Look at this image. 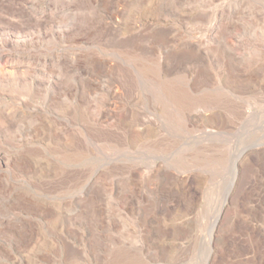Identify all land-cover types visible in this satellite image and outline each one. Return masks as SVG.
I'll use <instances>...</instances> for the list:
<instances>
[{
	"label": "rangeland",
	"instance_id": "obj_1",
	"mask_svg": "<svg viewBox=\"0 0 264 264\" xmlns=\"http://www.w3.org/2000/svg\"><path fill=\"white\" fill-rule=\"evenodd\" d=\"M0 264H264V0H0Z\"/></svg>",
	"mask_w": 264,
	"mask_h": 264
},
{
	"label": "bare ground",
	"instance_id": "obj_2",
	"mask_svg": "<svg viewBox=\"0 0 264 264\" xmlns=\"http://www.w3.org/2000/svg\"><path fill=\"white\" fill-rule=\"evenodd\" d=\"M192 53V52H191ZM185 54V53H184ZM181 57H184L185 55H183L182 53H181ZM187 56V55H186ZM187 57H190V56H187ZM228 201V197L226 198V202ZM226 204V203H225ZM226 211V208L225 207H223V209L221 210V212L219 213V216H218V218H217V220H216V222H219L220 223V221L222 220V218L224 217V215L223 214H225L224 212ZM221 218V219H220Z\"/></svg>",
	"mask_w": 264,
	"mask_h": 264
}]
</instances>
